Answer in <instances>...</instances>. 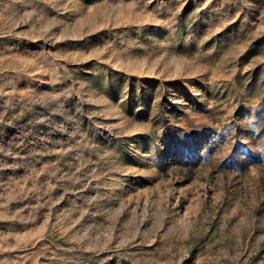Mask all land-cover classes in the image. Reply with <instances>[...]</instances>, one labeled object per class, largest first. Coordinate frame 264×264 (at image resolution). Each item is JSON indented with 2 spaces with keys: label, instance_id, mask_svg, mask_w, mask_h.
<instances>
[{
  "label": "rangeland",
  "instance_id": "374dc122",
  "mask_svg": "<svg viewBox=\"0 0 264 264\" xmlns=\"http://www.w3.org/2000/svg\"><path fill=\"white\" fill-rule=\"evenodd\" d=\"M0 264H264V0H0Z\"/></svg>",
  "mask_w": 264,
  "mask_h": 264
}]
</instances>
